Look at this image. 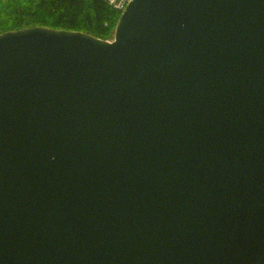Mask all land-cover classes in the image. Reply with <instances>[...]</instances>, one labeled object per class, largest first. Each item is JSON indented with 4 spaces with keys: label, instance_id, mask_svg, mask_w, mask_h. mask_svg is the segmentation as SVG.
<instances>
[{
    "label": "water",
    "instance_id": "1",
    "mask_svg": "<svg viewBox=\"0 0 264 264\" xmlns=\"http://www.w3.org/2000/svg\"><path fill=\"white\" fill-rule=\"evenodd\" d=\"M0 264H264V0L1 33Z\"/></svg>",
    "mask_w": 264,
    "mask_h": 264
},
{
    "label": "trees",
    "instance_id": "2",
    "mask_svg": "<svg viewBox=\"0 0 264 264\" xmlns=\"http://www.w3.org/2000/svg\"><path fill=\"white\" fill-rule=\"evenodd\" d=\"M120 14L107 0H0V34L39 26L109 40Z\"/></svg>",
    "mask_w": 264,
    "mask_h": 264
},
{
    "label": "built area",
    "instance_id": "3",
    "mask_svg": "<svg viewBox=\"0 0 264 264\" xmlns=\"http://www.w3.org/2000/svg\"><path fill=\"white\" fill-rule=\"evenodd\" d=\"M108 3L116 10H123L130 0H107Z\"/></svg>",
    "mask_w": 264,
    "mask_h": 264
},
{
    "label": "rangeland",
    "instance_id": "4",
    "mask_svg": "<svg viewBox=\"0 0 264 264\" xmlns=\"http://www.w3.org/2000/svg\"><path fill=\"white\" fill-rule=\"evenodd\" d=\"M114 30H115V28H114ZM113 36H114V31H113V35H112L111 39L113 38ZM111 39H109V40H111Z\"/></svg>",
    "mask_w": 264,
    "mask_h": 264
}]
</instances>
